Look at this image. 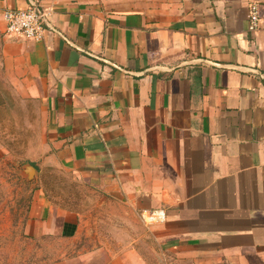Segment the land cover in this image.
I'll return each instance as SVG.
<instances>
[{
	"label": "crops",
	"instance_id": "1",
	"mask_svg": "<svg viewBox=\"0 0 264 264\" xmlns=\"http://www.w3.org/2000/svg\"><path fill=\"white\" fill-rule=\"evenodd\" d=\"M32 1L40 41L5 35L28 4L0 0V84L39 103L42 170L81 193L41 185L27 230L79 264H264V0Z\"/></svg>",
	"mask_w": 264,
	"mask_h": 264
},
{
	"label": "rangeland",
	"instance_id": "2",
	"mask_svg": "<svg viewBox=\"0 0 264 264\" xmlns=\"http://www.w3.org/2000/svg\"><path fill=\"white\" fill-rule=\"evenodd\" d=\"M40 110L38 102L13 96L0 84V264H79L73 259L74 242L27 230L32 197L41 185L52 200L61 198L71 207L81 193L62 174L42 170ZM32 164L36 171L28 180L24 170ZM163 257L161 263H149L190 264L168 253Z\"/></svg>",
	"mask_w": 264,
	"mask_h": 264
},
{
	"label": "built area",
	"instance_id": "3",
	"mask_svg": "<svg viewBox=\"0 0 264 264\" xmlns=\"http://www.w3.org/2000/svg\"><path fill=\"white\" fill-rule=\"evenodd\" d=\"M28 6L24 9L8 8L3 12L5 21V35L15 39L40 41L47 30H52L50 24L51 9L41 8L34 1L27 0ZM257 3L250 6L248 14V30L254 33L260 25V16ZM163 210H154L142 215L148 224L164 220Z\"/></svg>",
	"mask_w": 264,
	"mask_h": 264
},
{
	"label": "water",
	"instance_id": "4",
	"mask_svg": "<svg viewBox=\"0 0 264 264\" xmlns=\"http://www.w3.org/2000/svg\"><path fill=\"white\" fill-rule=\"evenodd\" d=\"M25 173H26V176H27V179L30 180L34 174V172L36 171V168L32 165H28L25 167Z\"/></svg>",
	"mask_w": 264,
	"mask_h": 264
}]
</instances>
